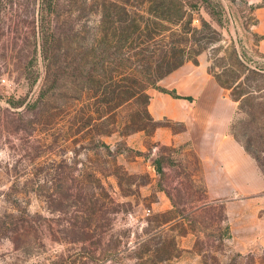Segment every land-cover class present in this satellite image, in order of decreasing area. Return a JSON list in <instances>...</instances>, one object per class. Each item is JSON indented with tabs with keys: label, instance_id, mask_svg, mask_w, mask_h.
Here are the masks:
<instances>
[{
	"label": "rangeland",
	"instance_id": "374dc122",
	"mask_svg": "<svg viewBox=\"0 0 264 264\" xmlns=\"http://www.w3.org/2000/svg\"><path fill=\"white\" fill-rule=\"evenodd\" d=\"M260 6L0 0V264H264V193L221 197L149 108L222 86L264 175Z\"/></svg>",
	"mask_w": 264,
	"mask_h": 264
},
{
	"label": "crops",
	"instance_id": "0c3cea01",
	"mask_svg": "<svg viewBox=\"0 0 264 264\" xmlns=\"http://www.w3.org/2000/svg\"><path fill=\"white\" fill-rule=\"evenodd\" d=\"M249 4H262L264 0H248ZM261 24L264 22L262 19ZM264 55V39L257 46ZM207 95L205 87H202ZM210 97L200 96L192 101L166 99L165 104L150 103L155 121L168 119L183 125V131L171 135V142H191L194 152L201 156L207 185L221 186V197L241 195L246 197L264 193V175L254 158L231 132L233 120L239 111V100L227 96L224 88L213 87ZM180 104L185 112H176ZM165 132V131H164ZM209 168V169H208Z\"/></svg>",
	"mask_w": 264,
	"mask_h": 264
},
{
	"label": "trees",
	"instance_id": "16d2710c",
	"mask_svg": "<svg viewBox=\"0 0 264 264\" xmlns=\"http://www.w3.org/2000/svg\"><path fill=\"white\" fill-rule=\"evenodd\" d=\"M159 91L163 92V93H166L168 95H170L172 98H176V99H186L188 101H192V97L191 96H180L178 95L174 90L172 91H168V90H165V89H160ZM237 100V99H235ZM238 140V139H237ZM240 142V141H239ZM242 144V143H241ZM243 145V144H242ZM244 149L254 158V160L256 161L257 165H258V162L256 160V157L253 156V154L247 149V147L245 145H243ZM259 167V165H258ZM161 171V170H160Z\"/></svg>",
	"mask_w": 264,
	"mask_h": 264
}]
</instances>
